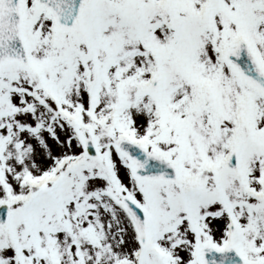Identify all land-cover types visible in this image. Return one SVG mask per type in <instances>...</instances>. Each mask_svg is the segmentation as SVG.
<instances>
[{"label":"snow or ice","instance_id":"6c2138e0","mask_svg":"<svg viewBox=\"0 0 264 264\" xmlns=\"http://www.w3.org/2000/svg\"><path fill=\"white\" fill-rule=\"evenodd\" d=\"M0 264H264V0H0Z\"/></svg>","mask_w":264,"mask_h":264}]
</instances>
